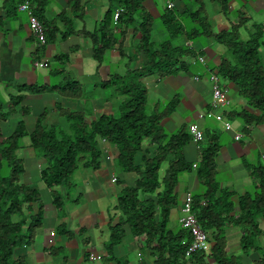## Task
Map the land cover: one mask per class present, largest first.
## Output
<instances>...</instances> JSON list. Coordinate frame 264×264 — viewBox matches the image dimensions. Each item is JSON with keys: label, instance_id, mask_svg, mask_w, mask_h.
Returning <instances> with one entry per match:
<instances>
[{"label": "crops", "instance_id": "crops-1", "mask_svg": "<svg viewBox=\"0 0 264 264\" xmlns=\"http://www.w3.org/2000/svg\"><path fill=\"white\" fill-rule=\"evenodd\" d=\"M24 1L0 0V161L4 145L23 126L26 134L20 139L21 146L16 151V156L24 164L19 183L40 195L39 203L24 204V210L26 215H36L40 210L42 225L32 243L15 249V258L25 264H124L125 261L128 264H153L156 256L138 249L128 227H125L123 241L113 251L108 249L111 229L119 222L115 207L122 189L120 184L131 185L136 179L135 174L124 177L118 174L114 146L99 138L100 167L78 169L72 176L70 187L55 190L49 189L41 177L48 162L37 155L31 145V134L39 122L48 127L66 128V112L83 113L88 124L102 114H118L120 102L116 100L121 101L122 97L114 90L107 92L109 89H104L101 84L114 74L123 75L128 69L141 66L145 59L138 50L141 33L134 25L116 28L118 43L99 63L94 59L91 40L85 38L83 32L92 33L98 29L112 7L110 0H81L79 7H74L71 0H32V8L38 12L47 31L55 27L60 31L68 30L63 18L73 19L74 33L63 38L60 31L56 32V37L41 48L32 34L29 15L18 9ZM169 1L174 2L175 7L171 10L188 31L193 22L187 12L202 8L212 22L214 34L229 30L231 22H237L238 10L246 12L248 5L255 12L264 10V0H230L227 15L213 0H144V8L153 19V41L156 44L165 41L168 35L162 16ZM117 9L119 7L114 6L113 12ZM233 12L235 15H231ZM261 24L264 26V22ZM175 43L192 52L184 59L185 68L164 78L156 74L144 79L151 112L163 111L176 101L172 111L162 120L164 132L172 136L183 130L190 138L192 136L182 148V159L192 168L179 175L177 203L170 212L169 229L181 230L185 197L202 192L196 165L206 135H215L221 145L216 158V179L220 189L229 193L232 201L231 218L223 233L226 253L243 264H264L260 263L264 257V218L258 219L261 230L259 249L249 252H244V232L237 221L241 214L240 199L259 192L256 169L264 166V124L246 127L240 114L248 111L260 115V112L248 105L234 83L218 74L217 69L227 55V49L215 37L187 39L182 35ZM199 56L204 57V63L199 62ZM37 59L48 66H35ZM211 72L218 76L220 87L228 91L223 107L212 105ZM66 80L80 85L81 91L76 98L74 95L66 98L62 90H51ZM44 114L45 119H40ZM217 115L230 122L233 130L227 131L216 119ZM62 120L64 126H61ZM193 127L203 134L199 142L193 140ZM237 134L239 139H236ZM167 167L168 162L162 167V175ZM55 195L61 198L60 207L54 203ZM207 233L211 251L214 233ZM93 256L101 259L91 260ZM206 263L217 264L210 257L206 258Z\"/></svg>", "mask_w": 264, "mask_h": 264}, {"label": "trees", "instance_id": "trees-1", "mask_svg": "<svg viewBox=\"0 0 264 264\" xmlns=\"http://www.w3.org/2000/svg\"><path fill=\"white\" fill-rule=\"evenodd\" d=\"M213 1L224 14H229L230 0ZM110 2L112 7L109 14L101 21L98 29L92 33L83 32L84 37L93 44L94 59L101 63L106 52L118 43L116 28L131 25L141 33L138 50L145 59L138 68L128 69L123 75L114 74L101 84L104 89H112L122 97L117 115L102 114L88 124L83 113L66 112V128L48 127L39 122L31 134V145L35 153L48 162L41 174L43 182L49 189L70 187L72 176L78 169H98L101 165L98 139L106 140L116 148L115 165L118 174L123 177L136 175L131 185L120 184L122 189L115 207L119 222L111 229L108 245L110 251L123 241L125 227H128L138 249L156 256L153 264H207V257L214 259L217 264H243L239 259L228 256L225 250L223 233L226 222L231 218L229 213L232 211V201L230 194L220 189L216 179V158L221 145L215 135L210 136L208 133L205 146H201L196 170L202 192L192 197L193 212L200 226L214 233L213 247L211 251L189 252L193 242L190 231L183 227L180 231L169 229L170 212L177 203L179 175L192 168L191 164L182 159V148L191 141L192 136L190 138L183 130L172 136L164 132L162 120L172 111L176 101L163 111L151 112L144 79L156 74L164 78L185 68L184 59L192 52L189 48L176 45L175 40L182 35H186L187 39L213 36L227 49V55L217 69L218 74L234 83L248 105L260 112V115H256L243 111L240 117L245 126L264 124V26L257 23L249 25L250 19L242 9L237 12V22H231L229 30L214 34L211 20L199 8L187 12L193 22L188 31L173 11L167 9L162 16V24L169 38L156 44L153 41V19L144 8V0ZM71 3L79 7L81 0H71ZM114 6L122 10L117 22L114 16L118 9L113 12ZM33 13L41 21L38 12ZM63 20L68 30L60 31L55 27L47 31L41 21L46 34V44L38 42L41 48L56 37V32L60 31L63 38L74 33L72 17ZM243 29L249 33L248 40L241 37L240 31ZM35 66L44 67L48 64L37 59ZM51 90H62L66 98L72 95L76 98L81 88L78 82L66 80L51 87ZM45 117L46 114L40 119ZM22 128L20 126L1 152L0 264H25L23 260L15 258V249L32 243L36 231L42 225L40 210L36 215H26L24 210V204L39 203L40 195L29 186L19 183L24 164L16 156V151L21 146L20 139L26 134ZM166 162L168 167L162 175V167ZM256 173L260 183L259 192L240 199L241 214L237 221L244 232V252L259 249L257 245L261 230L258 219L264 218V166L258 167ZM54 203L61 206L58 195H55ZM14 217L18 219L14 220ZM263 261L264 257L260 263ZM124 264H128L127 261Z\"/></svg>", "mask_w": 264, "mask_h": 264}, {"label": "built area", "instance_id": "built-area-1", "mask_svg": "<svg viewBox=\"0 0 264 264\" xmlns=\"http://www.w3.org/2000/svg\"><path fill=\"white\" fill-rule=\"evenodd\" d=\"M32 0H26L24 3L19 5V10L21 12H26L29 15V21H30V28L33 33V35L37 38L38 42L41 45L46 44V34L45 29L43 26V23L38 20L36 16H34V8L31 5ZM175 7V4L173 1L168 2V9H173ZM122 13L121 9H118L115 13L114 20L115 22L118 21L120 14ZM199 62L204 63V57L199 56L198 58ZM210 82L212 86V105L214 107H223L226 104L227 99V93L228 91L226 89H223L219 85V78L215 73H210ZM200 118H203L202 115L199 116ZM216 119L224 124V128L227 131L233 130V126L230 122L224 121L223 117L221 115H217ZM192 135L194 142H199L203 139V134L200 132L196 127H193L192 129ZM240 135H236V139H239ZM262 160L264 161V155L262 156ZM114 181H116V178H113ZM180 222L183 228H186L190 231L193 242L191 244V247L189 249V252L196 251V250H209V234L202 229L200 224L198 223L197 217L195 213L193 212V199L190 194H188L185 197L183 206H182V214L180 218ZM188 252V253H189ZM91 260H100L101 257H90Z\"/></svg>", "mask_w": 264, "mask_h": 264}, {"label": "rangeland", "instance_id": "rangeland-1", "mask_svg": "<svg viewBox=\"0 0 264 264\" xmlns=\"http://www.w3.org/2000/svg\"><path fill=\"white\" fill-rule=\"evenodd\" d=\"M239 11V10H238ZM235 12H233V14H231V15H235L234 14ZM247 15V17L250 19V23H249V25H251V24H254V23H257V24H261V23H263L264 22V10H262V11H258V12H255L251 7H249V5H248V8H247V11L245 12ZM230 16V15H229ZM250 28V27H249ZM163 29V28H162ZM162 32L164 31V30H161ZM240 33H241V37H242V39L243 40H248L249 39V33L245 30V29H243V30H241L240 31ZM169 38V36L167 35V38L166 39H168ZM112 91V89H109L107 92H111ZM116 102L117 103H119L120 102V99H118V100H116ZM88 106H89V104H88ZM65 120V119H64ZM64 120H62V122H61V126H64L63 124H64ZM66 122V121H65ZM67 125V124H66ZM18 219V217H14V220H17Z\"/></svg>", "mask_w": 264, "mask_h": 264}]
</instances>
